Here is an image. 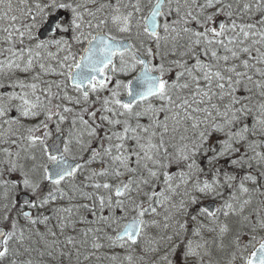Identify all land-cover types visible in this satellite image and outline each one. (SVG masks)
I'll list each match as a JSON object with an SVG mask.
<instances>
[{
	"label": "snow or ice",
	"instance_id": "1",
	"mask_svg": "<svg viewBox=\"0 0 264 264\" xmlns=\"http://www.w3.org/2000/svg\"><path fill=\"white\" fill-rule=\"evenodd\" d=\"M0 43V264H220L264 232V0H0Z\"/></svg>",
	"mask_w": 264,
	"mask_h": 264
},
{
	"label": "rangeland",
	"instance_id": "2",
	"mask_svg": "<svg viewBox=\"0 0 264 264\" xmlns=\"http://www.w3.org/2000/svg\"><path fill=\"white\" fill-rule=\"evenodd\" d=\"M14 0H12V2H13ZM35 2V0H33V3ZM56 12V10L55 9H50V10H48V12H46L45 13V15H51V14H53V13H55ZM67 12V11H66ZM65 12V13H66ZM68 16H67V18L65 19V21H64V23L65 24H67L70 20H71V14L69 13V12H67L66 13ZM46 19V18H45ZM44 17H42L41 19H40V23H38V26H37V29H35L34 30V32H38V30L43 26V23H44ZM71 32H69V33H63V32H57L56 33V35L54 36V37H52V38H50V39H48V40H60V39H63V40H70V38H71ZM134 36H135V32H133V38H134ZM122 38H126V36L125 35H123V34H117V39H122ZM0 46H1V44H0ZM78 47V46H77ZM51 51H56V49H55V47L53 46L52 48H51ZM78 55H79V53H78ZM119 62V60H117V63ZM50 63L52 64V66L53 67H55V61H50ZM51 79L50 80H59V79H62L61 77H58V76H55V75H51ZM42 87H43V85H41ZM7 88V87H6ZM7 89H9L10 90V88H7ZM70 91H71V89H69ZM53 91L55 92L56 91V89L55 88H53ZM39 119H43V117L41 116ZM37 122V121H36ZM50 129H51V131H55V125L54 124H51L50 126ZM209 200H212V197H208V198H206V199H202V201H201V204H204V202H206V201H209ZM217 203V206L219 205V203H221L220 201H218V202H216ZM221 219H223L222 217H221ZM25 223V221H23V220H21V224H24ZM206 223H207V221H206ZM209 226H211V225H209ZM41 230H43V226H41ZM262 236H264V232H257V233H255V239L254 240H256V239H258L259 237H262ZM228 239L230 240V239H232V237L231 236H229L228 237ZM253 239H251V235H249V236H245L244 238H243V242H242V248L241 249H231V250H228V251H225V252H221L217 257H216V259H218L219 260V262H220V264H228L229 263V261H231L232 260V255L234 254L235 255V260H240V264H242L243 263V259L242 258H240L241 257V255H242V253L247 249V244L248 243H250V242H252V241H254ZM226 243H227V241H226ZM244 246H246V247H244ZM81 258H83V257H81Z\"/></svg>",
	"mask_w": 264,
	"mask_h": 264
},
{
	"label": "water",
	"instance_id": "3",
	"mask_svg": "<svg viewBox=\"0 0 264 264\" xmlns=\"http://www.w3.org/2000/svg\"><path fill=\"white\" fill-rule=\"evenodd\" d=\"M56 21H58V15L50 18V20L44 25V27L38 33L40 39H43L44 40L46 37L54 34V28H55V22ZM61 139L62 138H61L60 135H56V136L52 137L51 139H49L48 142L49 143H57V144H60L61 147H62ZM69 162H71V161H69ZM24 198H27V197L24 196V195H22L21 196V199H24ZM204 207H207V208H209L210 210L213 211V207L214 206H213V204H208V205H206ZM261 242H259V244L252 251V252L257 251V257H256L257 260L259 258L258 249H259V245H260ZM251 253L249 254V256L251 255Z\"/></svg>",
	"mask_w": 264,
	"mask_h": 264
},
{
	"label": "bare ground",
	"instance_id": "4",
	"mask_svg": "<svg viewBox=\"0 0 264 264\" xmlns=\"http://www.w3.org/2000/svg\"><path fill=\"white\" fill-rule=\"evenodd\" d=\"M19 3V0H14L13 1V4L14 5H17ZM66 11L65 10H59V11H56L55 12V15H58V14H60V13H65ZM67 13V12H66ZM144 14H147V8L145 9V13ZM46 18V19H45ZM50 15H44V25L50 20ZM43 25V26H44ZM1 44V46H0V48H2V47H7V45H5V44H2V43H0ZM52 77H51V75L50 76H45L44 77V79H46V80H50ZM5 83H7V82H5ZM70 87V86H69ZM12 89H10V91H11ZM12 115H16L14 112L12 113ZM24 123H26V124H33V123H36V121L35 120H26V121H24ZM69 161H71V156H69ZM72 162V161H71ZM53 223H55V221H53ZM73 264H74V262H73ZM81 264H88V262H86V261H84L83 260V258H81ZM105 264H106V262H105Z\"/></svg>",
	"mask_w": 264,
	"mask_h": 264
}]
</instances>
